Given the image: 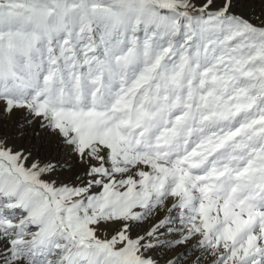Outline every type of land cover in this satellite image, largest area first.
<instances>
[{"label":"snow or ice","instance_id":"obj_1","mask_svg":"<svg viewBox=\"0 0 264 264\" xmlns=\"http://www.w3.org/2000/svg\"><path fill=\"white\" fill-rule=\"evenodd\" d=\"M0 264H264V0H0Z\"/></svg>","mask_w":264,"mask_h":264}]
</instances>
